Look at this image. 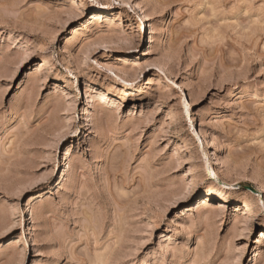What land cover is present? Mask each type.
<instances>
[{
    "label": "rangeland",
    "instance_id": "1",
    "mask_svg": "<svg viewBox=\"0 0 264 264\" xmlns=\"http://www.w3.org/2000/svg\"><path fill=\"white\" fill-rule=\"evenodd\" d=\"M0 264H264V0H0Z\"/></svg>",
    "mask_w": 264,
    "mask_h": 264
},
{
    "label": "bare ground",
    "instance_id": "2",
    "mask_svg": "<svg viewBox=\"0 0 264 264\" xmlns=\"http://www.w3.org/2000/svg\"><path fill=\"white\" fill-rule=\"evenodd\" d=\"M42 60H43V63L45 62V63H47L48 61H47V59L45 58V57H42ZM41 63H42V61H41ZM47 65V64H46ZM193 120V119H192ZM216 160V159H215ZM222 198V197H221ZM220 198V199H221ZM214 198L212 197V196H206V199H205V202H204V204L207 202V203H210V201L211 200H213ZM216 201V200H215ZM240 206V205H239ZM240 209H242V210H246V212L248 213V215H249V210H247L246 209V205H244V206H242V208L240 207Z\"/></svg>",
    "mask_w": 264,
    "mask_h": 264
}]
</instances>
